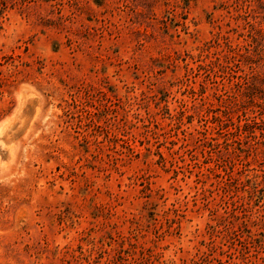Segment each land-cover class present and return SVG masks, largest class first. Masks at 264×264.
I'll return each mask as SVG.
<instances>
[{
  "label": "rangeland",
  "instance_id": "1",
  "mask_svg": "<svg viewBox=\"0 0 264 264\" xmlns=\"http://www.w3.org/2000/svg\"><path fill=\"white\" fill-rule=\"evenodd\" d=\"M0 264H264V0H0Z\"/></svg>",
  "mask_w": 264,
  "mask_h": 264
}]
</instances>
